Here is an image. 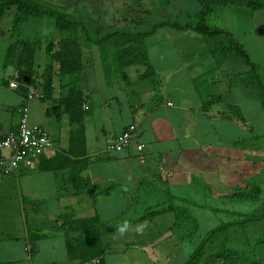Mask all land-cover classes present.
<instances>
[{"label":"crops","instance_id":"crops-1","mask_svg":"<svg viewBox=\"0 0 264 264\" xmlns=\"http://www.w3.org/2000/svg\"><path fill=\"white\" fill-rule=\"evenodd\" d=\"M44 1L66 9L88 25L95 36L106 33L109 28L149 32L159 22L194 23L192 17L201 9L198 0ZM243 8L250 9L236 5L216 7L210 17L219 13L221 24L213 25L233 33L257 66L264 84V44H246L240 38V32L244 31L238 20L245 15ZM252 11L250 17L254 24V13L264 10ZM162 33L172 38L183 33L192 40L200 37L192 30L163 27L148 40ZM252 35L254 37L255 33ZM157 43L146 44L150 58L148 66L124 68L127 82L121 77L115 78L124 85L121 91L126 97L121 106L119 103L123 100L119 102L115 95L112 98L125 118L118 127L115 125L116 129L111 126L102 130L105 142L99 148L92 143V140L99 141L96 129L91 139L88 129V119L96 116L95 98L90 95V76L93 77L90 74H100L102 88L108 87L98 48L92 49L94 65L85 76L82 105L73 108L62 102L68 90L60 88L55 74L47 70L58 68L47 53V44L38 47L45 51L42 57L37 55L38 48L31 57L25 44H15L9 49L4 72L7 66L20 71L29 65L34 70L32 80L39 83L43 92L46 91L45 80L52 74L53 89L45 93L54 104L43 108L44 118L37 117L35 123L47 129L52 147L36 165L20 167L10 176L3 175L0 166V264H112L107 262L110 245L123 255L134 246L131 250L137 256L149 257V251L154 254L151 257L153 264H172L173 252L193 234L182 235L177 226L183 216L181 211L189 204L209 210L213 215L222 213L224 205L232 198L238 202L261 204L264 194V107L259 92L254 87L246 88L237 76L251 67L229 61L233 51L227 44L219 47L215 44H172L171 39L163 38ZM216 67V72H209ZM3 73H0V138L17 128L18 108L26 102L20 89L9 86L7 79H12L11 74ZM198 77L209 83L197 87L193 81ZM135 85L142 88L131 89ZM124 88L128 90L124 92ZM203 89L207 94L201 92ZM140 95L145 100L139 101ZM99 97L96 95L98 103L101 102ZM106 106L100 105L101 113L109 111L110 106ZM29 108L35 111L36 104L32 103ZM51 121L57 132L50 125ZM131 125L137 127L131 145L121 151L107 152V144ZM138 144H144V162L139 160ZM8 155V150L0 149V158ZM196 188L204 191V203L185 195ZM157 193L162 200L155 199ZM241 194L258 196V202L246 201L239 197ZM163 195L166 201L176 204L177 210L127 225L125 231L126 236L130 235L129 241L117 240L119 229L105 235L103 260L83 262L85 254L93 253V246L68 245L69 240L77 241L76 237H80L82 221L96 216L109 221L140 203L154 207L151 201L164 203ZM213 203L221 205L218 207ZM191 221H188L189 225ZM202 236L198 235V239ZM196 243H192L194 250ZM242 257V260H235V256L225 257L214 262L250 264L244 254Z\"/></svg>","mask_w":264,"mask_h":264},{"label":"trees","instance_id":"trees-1","mask_svg":"<svg viewBox=\"0 0 264 264\" xmlns=\"http://www.w3.org/2000/svg\"><path fill=\"white\" fill-rule=\"evenodd\" d=\"M198 2L201 9L196 13V21L194 23L181 25L164 21L156 23L149 32L109 28L106 33L95 36L90 32L88 25L79 21L73 14L67 12L66 9L44 0H0V21L3 20L10 10L14 9L13 26L11 29L13 32H22L23 27L34 20H48L52 23L54 29L58 31L59 36L55 38L57 40L46 38L48 39L46 50L52 60L56 62L58 68L56 71L50 70V68H47V70L55 74L60 88L68 90V94L62 98V102L69 108L81 107L84 100L85 76L88 75L94 65L93 47L96 46L99 50V57L104 69L107 86H112L116 77H121L127 82L128 77L124 72V68L134 65H149L150 58L146 50L147 40L163 27H173L177 30H192L199 34L207 44H215L216 47H219L220 44L225 46L227 44V48L233 51V56H231L229 61L239 66L248 65L251 67L249 71L238 73L237 76L245 83L246 88L254 87L259 92L261 104L264 107V84L258 74L257 66L250 60L248 53L231 31L209 24V17L216 7L236 5L252 10H264V0H198ZM20 44H25L26 52L32 57L35 50L43 42L40 38H35L34 40L24 38ZM12 48L13 46L10 49ZM33 71L29 65H27L26 69H20L19 71L20 87L18 89L24 93L25 97L27 95V87L24 84H32L34 82L32 80ZM216 71L217 67L209 72L213 73ZM48 77L49 79L46 78L44 83L46 91L52 90L54 83V76L48 74ZM26 78H29L30 82H27ZM7 81L9 83L8 79ZM45 92L43 98L40 99L47 98V93ZM166 195L171 196V194ZM239 197L246 201L258 202V196L241 194ZM176 210V204L170 202L168 205L160 208H150L145 214L138 216L136 219L129 220L126 224L131 225L156 215ZM214 211L221 212L222 210L215 209ZM232 214L240 217V219L238 221L222 223L202 236L200 243L185 264H209L212 259L232 258L234 256L235 260H242L244 252L230 246L232 239L228 230L238 227L244 233L250 232L248 226L264 219V215L258 218L253 215L247 217L238 212H232ZM187 216L198 225L196 218L191 213H188ZM124 225L125 223L121 224L118 221H102L99 216L84 220L81 222V227L79 228L80 237H76L77 241L74 239L69 240L68 245L72 247L77 245V243H83L84 246H93V253L91 255L85 254L83 262L97 258L103 260L106 253V248L103 244L104 236L122 228Z\"/></svg>","mask_w":264,"mask_h":264},{"label":"rangeland","instance_id":"rangeland-1","mask_svg":"<svg viewBox=\"0 0 264 264\" xmlns=\"http://www.w3.org/2000/svg\"><path fill=\"white\" fill-rule=\"evenodd\" d=\"M183 5H186V4L183 3ZM244 10H246L245 15H242V19L238 20L239 21L238 25H242L241 30L244 31L242 33L240 32V38L246 44H264V11H257L256 13H254L255 18H254V24H253V18L250 17V14L253 11L250 9H244ZM14 12H15L14 9L10 10V12L7 13V15L3 18V21L0 23V73H3L5 70L4 64L6 63V60L8 58L7 57L8 51L11 48V46H14L15 44L16 45L20 44L21 41L24 40V38L29 39V40L40 38L44 45V44H48V39L46 38H54V40H57L55 38L59 36L58 31L54 29V26L48 20L31 21L30 23L26 24L23 27L22 32L20 31L13 32L11 30L12 29L11 26H13L12 21L14 17ZM192 18L195 22L196 21L195 16ZM210 23L211 25L214 24L218 26L221 24L219 13L216 16L210 17L209 24ZM224 23H226V20H224ZM251 25L252 27L250 28ZM247 29H250V32H246ZM236 33L237 34L239 33L238 30H236ZM252 33H255L254 37ZM162 38L171 39L172 44H207L202 39L201 36L197 40H192V39H188L184 33L181 36H177L173 38L165 35V33L164 34L162 33V34H159L157 37L152 38L151 40H147V44H158L157 41L161 40ZM164 44H167V43H164ZM20 45H24V44H20ZM20 45H17V46H20ZM26 55L27 53L23 54V56H26ZM37 55L38 57L45 56V51L43 47H41L40 50L38 48ZM229 66L231 67L232 65L229 64ZM7 67L8 68L3 74L12 75L14 73L15 68L14 67L12 68L10 66H7ZM227 71H228L227 68H225L224 72L226 73ZM262 72H264V66H263ZM90 75L93 76V77L90 76L89 86H90V89L93 91V92L92 91L90 92V95L95 98L93 100L94 101L93 106L95 107L94 111L96 112V116L91 119H88V129H89L90 139L91 137H93V132L96 129V139H99V141L92 140V143L96 144L95 145L96 148H99L101 147V145H104V142H105V137L102 134V130L105 127L109 129L111 128V126L115 128L116 124L118 127L120 124V121H122V119L125 118L124 113H121L119 111L120 107H118V104L112 98V95L117 96L119 99V102L123 100V103H119L120 106L124 104L126 95L122 93L121 88L124 87V85H122L121 82H117L118 79H115V85L113 84L112 86L102 88V84H100L99 82L101 81L100 74H97L96 72V73H91ZM149 78L153 79L154 77L153 75H149ZM193 83L197 84V87L200 88L202 87L201 86L202 84L203 85L204 83L207 84L209 83V81H203L200 77H198L194 79ZM3 88L5 89V91L8 90L6 87H3ZM141 88H142L141 86L135 85L134 88H131V89H141ZM125 90H128V89L124 88V92ZM201 92L207 94V92L204 89ZM98 94L99 95L101 94L100 97ZM96 95L97 97H99L98 99L101 102L98 103V101L96 100ZM204 96L207 97V95H204ZM137 98L139 99V101H142L141 99L145 100V97L142 98L141 95L140 97H137ZM32 103L36 104L35 111L33 108H30L31 110L30 122L33 124L37 123V120H36L37 117L42 118V119L44 118L45 114H44L43 108L50 107L54 104L52 100L47 99V98H44L42 100H39V99L32 100L30 101L29 105H31ZM100 105H107L106 106L107 108L110 106V109H109L110 113L109 111H104V113H101V110L99 109ZM105 112H108V113H105ZM92 114L93 113H91V115ZM50 125L54 127V131L57 132L58 129L52 121ZM94 125H96V128ZM60 126L63 127L62 125ZM147 189H150V188H147ZM203 194H204L203 190L201 191L198 188H196L195 190L191 189V191L185 195L190 197V199H192L195 202H201V201L203 202V199H204ZM156 196L157 197H155V199L162 200V196H160V194L157 193ZM163 200L165 201L164 203H161L160 201H157L158 203H155V201H151L152 203L150 204H152L154 207H151L150 205L148 206L151 208H157V205L159 204L158 208H160L161 206H166L170 203V201H166L167 198H165L164 195H163ZM234 200L236 202H234ZM143 204H146V203H140L138 204L139 206L136 208L131 207L128 210H125L124 212L122 211V214L120 215L118 214V216L112 217L109 221L111 222L118 221L119 223L124 224L131 219H136L138 216L145 214L150 209L147 205L143 206ZM213 205H217L218 207H220L221 204L213 203ZM134 206H137V204H134ZM193 206L194 205L189 204L186 209L193 214V216L196 218L198 222V225L194 221L192 222L191 220H188L187 213L189 212H187L186 209L185 211H181L183 216L181 215V217L179 218V224H177V226L180 227V231H182V235L187 232H190L193 234L191 235V238H189V241H182V243L179 245L177 250L173 252V257L171 259L172 264H185L189 256L194 252L192 243L197 242L196 243L197 246L200 243V240L198 239V235H205L209 231L216 228L222 223L238 221L240 217L235 216L234 214H232V212L242 213L246 215L247 217L251 215L258 217V218L263 216L264 215V194L261 195L260 205L255 204L253 202H238L236 199L232 198L229 201V204L227 203L224 205L225 208L223 209L224 211L222 213H219V214L214 213V215L209 210L203 209L202 207H193ZM189 207H191V209ZM171 216H174V215L172 214ZM188 221H191L190 225L188 224ZM257 223L248 226V229L250 230V232H247V233H244V231L238 227L236 229L228 230L230 238L232 239L230 242V246H232L234 249L238 251H243L244 253H246V254L243 253L244 257L246 261H248L250 264H264V233H263L264 232V219L258 221ZM141 225L144 226L143 224ZM125 230L123 232L120 231V233L117 235V240L126 241L127 239L129 241L128 238L130 235L126 236ZM137 238L139 239L140 237H137ZM130 247H129L130 251L123 255V253H120V251L116 252L110 245L109 250H108L109 255L107 256L108 258L107 262H112V264H117V262L119 264H148L147 261H150L152 264L154 263L152 261L153 258L151 257H154L155 255L152 254L150 251L148 252L150 254L149 257L137 256V253L131 250L134 246H130ZM159 253L162 256L161 251H159ZM215 260L216 259H212L210 262L212 261L214 262ZM214 264H217V263L214 262Z\"/></svg>","mask_w":264,"mask_h":264},{"label":"built area","instance_id":"built-area-1","mask_svg":"<svg viewBox=\"0 0 264 264\" xmlns=\"http://www.w3.org/2000/svg\"><path fill=\"white\" fill-rule=\"evenodd\" d=\"M9 86L14 89L20 87L19 71L16 70L10 76ZM27 87L26 102L18 108L19 123L16 129L9 130L0 138V149L8 150L7 157L0 158L2 174L5 176L12 175L20 167H33L44 153L52 147V139L42 125L30 122L29 101L43 98L44 92L41 90L39 83L34 81L32 84H24ZM88 110L89 107L85 106ZM137 133V127L131 125L123 133L116 136L106 146L107 152L121 151L128 148L133 142ZM139 160L144 162L145 157L142 154L144 144H138ZM99 263V260H96Z\"/></svg>","mask_w":264,"mask_h":264},{"label":"clouds","instance_id":"clouds-1","mask_svg":"<svg viewBox=\"0 0 264 264\" xmlns=\"http://www.w3.org/2000/svg\"><path fill=\"white\" fill-rule=\"evenodd\" d=\"M126 228H127V224L125 223V225L120 229V231L123 232Z\"/></svg>","mask_w":264,"mask_h":264},{"label":"water","instance_id":"water-1","mask_svg":"<svg viewBox=\"0 0 264 264\" xmlns=\"http://www.w3.org/2000/svg\"><path fill=\"white\" fill-rule=\"evenodd\" d=\"M26 80H27V82H29V81H30V79H29V78H26Z\"/></svg>","mask_w":264,"mask_h":264}]
</instances>
